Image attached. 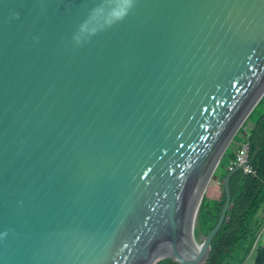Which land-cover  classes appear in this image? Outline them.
Wrapping results in <instances>:
<instances>
[{"label":"water","instance_id":"1","mask_svg":"<svg viewBox=\"0 0 264 264\" xmlns=\"http://www.w3.org/2000/svg\"><path fill=\"white\" fill-rule=\"evenodd\" d=\"M263 97L264 0H0V264H203Z\"/></svg>","mask_w":264,"mask_h":264},{"label":"trees","instance_id":"2","mask_svg":"<svg viewBox=\"0 0 264 264\" xmlns=\"http://www.w3.org/2000/svg\"><path fill=\"white\" fill-rule=\"evenodd\" d=\"M263 103L264 98L253 109L245 124H253L252 129L244 130L241 128L237 134V136H243V143H237V136L235 137L233 145L226 152L217 171L221 175L224 174L220 179L225 178L229 174L226 171L229 164L237 159L238 151L241 149L240 145H248L250 168L254 175H245L239 172L231 178V205L225 222L212 242L210 256L203 264L245 263L246 256L249 257L251 254L259 231L264 226V215H260L264 211V112L254 118V112ZM217 173L214 177L217 176ZM225 200V192L219 200H210L205 195L199 209L196 235L208 236L210 234V231L218 222ZM156 264L186 263L173 258H166ZM252 264H264V246L258 248L257 252L254 253Z\"/></svg>","mask_w":264,"mask_h":264},{"label":"rangeland","instance_id":"3","mask_svg":"<svg viewBox=\"0 0 264 264\" xmlns=\"http://www.w3.org/2000/svg\"><path fill=\"white\" fill-rule=\"evenodd\" d=\"M262 112H264V103L261 107H259V109L257 111L254 112V118H257L258 115ZM248 127H252V126L250 125ZM244 130H246V128H244ZM243 139L244 138L242 135H238L236 138V142L237 143H243ZM227 165H228V163L226 164V166ZM222 175H224V174H222ZM222 175L220 172H218L217 176L212 179V181L209 185V188H208L213 193L210 197H216L217 199L222 198V194L224 193V189L222 187V182H221L222 179H220V177ZM217 182L220 183L219 186L217 185ZM216 189H218V190H216ZM206 195H207V192H206ZM261 246H264V229L262 231H260V233L257 237V241L254 242V247H253V250L251 251V254L249 255V257H248V255L246 256V258L247 257L248 258L247 259L245 258L246 261L244 260L245 263L243 262V264H252L254 253L257 252L258 248H260Z\"/></svg>","mask_w":264,"mask_h":264},{"label":"clouds","instance_id":"4","mask_svg":"<svg viewBox=\"0 0 264 264\" xmlns=\"http://www.w3.org/2000/svg\"><path fill=\"white\" fill-rule=\"evenodd\" d=\"M264 98V97H263ZM248 120V119H247ZM247 122V121H246ZM246 124V123H245ZM244 124V126L242 127V129H244V128H246V130H251L252 129V127H253V124H251V123H248L247 125H245ZM252 126V127H248V126ZM239 133V132H238ZM237 136V135H236ZM235 139V138H234ZM234 143V142H233ZM233 143H232V145H233ZM231 145V146H232ZM230 146V147H231ZM240 150L238 151V154H237V159H238V155H239V153L240 152H242V150L244 149V148H246L247 149V153H248V145H244V144H241L240 145ZM237 159H236V161L235 162H231L230 164H229V167L226 169V171H228L229 172V174L232 172V171H234L236 168H238V167H244V170L242 171V173H244L245 175H254V172L252 171V174H246L245 173V168L247 167V166H234L233 164H236L237 163ZM221 165V164H220ZM248 166L250 167V162H249V157H248ZM220 167V166H219ZM219 169V168H218ZM251 169V168H250ZM218 171V170H217ZM217 173V172H216ZM214 178V177H213ZM212 178V179H213ZM224 179L225 178H223L222 179V187H223V189H224ZM211 183V182H210ZM210 185V184H209ZM220 185V183L218 182V186ZM208 188H209V186H208ZM208 188H207V191H208ZM206 191V192H207ZM224 192H225V190H224ZM226 194V193H225ZM206 195V194H205ZM222 196H223V194H222ZM207 197V196H206ZM203 202V201H202ZM228 212V211H227ZM202 236H204V235H202ZM253 247H254V245H253Z\"/></svg>","mask_w":264,"mask_h":264},{"label":"built area","instance_id":"5","mask_svg":"<svg viewBox=\"0 0 264 264\" xmlns=\"http://www.w3.org/2000/svg\"><path fill=\"white\" fill-rule=\"evenodd\" d=\"M233 165L234 166H247L245 168V173L246 174H252V171H251L250 167L248 166V153H247L246 148H244L242 150V152L239 153L237 163L233 164Z\"/></svg>","mask_w":264,"mask_h":264},{"label":"bare ground","instance_id":"6","mask_svg":"<svg viewBox=\"0 0 264 264\" xmlns=\"http://www.w3.org/2000/svg\"><path fill=\"white\" fill-rule=\"evenodd\" d=\"M202 245H203V239H202V235H200L199 238L196 240V242L192 245L193 246V249L195 251V255L194 256H197L198 254L201 253V251H202Z\"/></svg>","mask_w":264,"mask_h":264},{"label":"crops","instance_id":"7","mask_svg":"<svg viewBox=\"0 0 264 264\" xmlns=\"http://www.w3.org/2000/svg\"><path fill=\"white\" fill-rule=\"evenodd\" d=\"M217 185H218V182H217ZM219 189V188H218ZM218 189H216V190H218ZM213 193L210 191V189H208V191H207V198H209L210 200H217V198L216 197H210L211 195H212ZM220 199V198H219ZM218 199V200H219ZM260 215H264V211H262L261 213H260ZM263 229H264V227H263ZM262 229V230H263ZM262 230H260V231H262ZM260 231H259V233H260Z\"/></svg>","mask_w":264,"mask_h":264}]
</instances>
